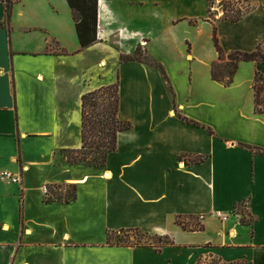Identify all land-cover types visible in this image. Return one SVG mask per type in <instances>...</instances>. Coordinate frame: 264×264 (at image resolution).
I'll list each match as a JSON object with an SVG mask.
<instances>
[{
    "label": "crops",
    "instance_id": "crops-1",
    "mask_svg": "<svg viewBox=\"0 0 264 264\" xmlns=\"http://www.w3.org/2000/svg\"><path fill=\"white\" fill-rule=\"evenodd\" d=\"M242 1L214 0L211 21L209 0H99L98 41L86 49L67 0H19L10 23L0 1V171L22 175L0 181V264H264V64L242 62L228 87L211 74L214 28L227 54L264 42V0L224 20L221 5ZM193 9L204 12L180 14ZM139 46L151 64L122 62ZM116 83L132 128L103 171L68 164L63 151L82 147L83 96ZM63 185L75 200H53ZM216 211L230 220H199ZM126 230L172 244H108Z\"/></svg>",
    "mask_w": 264,
    "mask_h": 264
},
{
    "label": "trees",
    "instance_id": "trees-1",
    "mask_svg": "<svg viewBox=\"0 0 264 264\" xmlns=\"http://www.w3.org/2000/svg\"><path fill=\"white\" fill-rule=\"evenodd\" d=\"M4 4L6 21L10 23L14 5L19 0H0ZM76 24V31L82 49H86L98 41V21H99V0H67ZM210 9L209 15L212 14L214 0H209ZM249 11V10H248ZM224 16L225 21L237 23L244 17V13L235 18L227 15ZM247 13V11H246ZM213 43L219 55L218 62L212 65V79L215 82L228 87L234 83V78L239 70L242 62H261L264 64V42L261 43L253 52H233L227 54L217 36L216 28L213 32ZM138 56V58L136 57ZM145 52L142 47L137 48L133 56H121L122 62H141L143 63ZM159 69L165 76V70L161 65H152ZM119 83L112 86L103 87L93 92H90L82 98V147L78 150L63 151L64 157L69 161L70 165L84 164L88 167L97 166L103 167L107 163L110 154L116 152L118 135L122 132L129 131L132 125L128 122H123L119 119L120 95ZM255 113L264 115V78L259 75L256 78L255 84ZM188 123H192L186 120ZM251 148V147H248ZM203 158H195L194 163L203 162ZM70 190L65 195L61 194L56 198L60 202H71L76 199V187L70 186ZM240 207V206H239ZM237 207V213L240 209ZM246 211L243 212L241 222L243 224H251L253 221ZM191 220H194L191 219ZM177 224L184 230H201V227H192L190 224L184 223L181 218L177 220ZM132 231V230H131ZM141 232L152 242L145 245H129L132 247L151 246L157 251L170 244H165L164 241L169 237L151 236ZM117 246H124L117 244ZM213 264H218L213 262ZM240 264V263H234Z\"/></svg>",
    "mask_w": 264,
    "mask_h": 264
},
{
    "label": "rangeland",
    "instance_id": "rangeland-1",
    "mask_svg": "<svg viewBox=\"0 0 264 264\" xmlns=\"http://www.w3.org/2000/svg\"><path fill=\"white\" fill-rule=\"evenodd\" d=\"M241 5H238V3H234V2H225L221 5V10L223 12V17L225 16L226 12L228 11L227 15L231 18H235L237 16H239L240 14L244 13L246 14V11L248 12V10L251 9V4L249 2V0H244L242 2H240ZM204 12L203 10L201 9H193V10H190V11H187V10H183L180 12L181 15H198L200 13ZM217 16H218V13L217 12H212L211 15H209L211 21H215L217 20ZM209 19V18H208ZM142 47V46H141ZM143 50V48H142ZM144 51V50H143ZM133 56V55H132ZM138 58V56H136ZM143 63L144 64H151L149 60L146 59V57L144 58L143 57ZM63 156V159H65L67 162H69L67 159H66V156L64 157V155L62 154ZM108 162V161H107ZM69 164V163H68ZM72 166H85V167H88L84 164H81V165H72ZM107 166V163H105V165L103 167H97V166H91L89 168L91 169H94L96 171H103ZM52 191L55 193L56 192V195L57 197L61 194L65 195L66 192L68 190H70V185H63L62 187H58L57 190H54L52 187H51ZM56 198V196H55ZM53 200H57V199H53ZM240 209L238 210L239 214L240 215H243V212L246 211L245 209L242 208V206L239 207ZM247 212V211H246ZM108 244H111V245H117V244H120V245H124V246H129V245H145V244H150L152 242V240L148 237H146L145 235H143L141 232H137V231H131V230H126V231H120V232H116V233H109L108 234V240H107ZM165 244H172V241L169 239L164 241ZM213 259L212 262H216L218 264H220L218 262V260H215Z\"/></svg>",
    "mask_w": 264,
    "mask_h": 264
},
{
    "label": "built area",
    "instance_id": "built-area-1",
    "mask_svg": "<svg viewBox=\"0 0 264 264\" xmlns=\"http://www.w3.org/2000/svg\"><path fill=\"white\" fill-rule=\"evenodd\" d=\"M0 181L5 184L20 185L22 183V175L20 173H14L10 170H2L0 171ZM43 191L46 195L49 194L48 188H43ZM236 215L237 217H240L239 213ZM207 216L214 217L222 222H228L230 220V216L223 213L222 211H216L211 215H201L199 220L204 221Z\"/></svg>",
    "mask_w": 264,
    "mask_h": 264
}]
</instances>
